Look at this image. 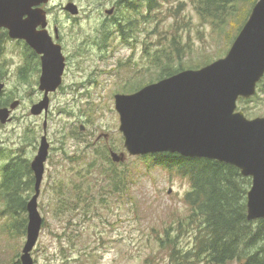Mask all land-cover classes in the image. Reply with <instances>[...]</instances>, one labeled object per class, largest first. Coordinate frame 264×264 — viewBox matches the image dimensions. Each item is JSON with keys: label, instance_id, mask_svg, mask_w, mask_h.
<instances>
[{"label": "rangeland", "instance_id": "1", "mask_svg": "<svg viewBox=\"0 0 264 264\" xmlns=\"http://www.w3.org/2000/svg\"><path fill=\"white\" fill-rule=\"evenodd\" d=\"M68 2L79 6L77 17L64 11ZM115 2L52 0L48 5L49 12H53L49 17L52 28L55 25L60 28L67 68L63 87L50 95L47 118L31 113L32 105L44 97L39 89L40 70L34 68L23 80L20 76L23 46L7 44L4 59L9 64L6 72L10 77L6 94L9 93L7 96L12 100L19 99L20 105L11 122L0 123V165L7 162L3 161V153L12 158H27L31 163L38 153L45 120L51 144L38 199L44 223L32 251L34 264H173L166 230L171 227V232L177 230L179 220L188 213L185 195L191 185L187 179L171 175L161 167L149 168L141 156H128L122 166V169L131 170L135 181L132 191L125 196L106 199L105 204L96 198L85 205L88 199L67 213L58 212L55 206L53 186L59 173L70 170L74 174L77 166L96 163L93 176L100 178L101 167L108 164L105 158L110 148L125 151L115 95L136 91L130 90L132 85L145 86L162 79L159 76L161 69L156 67L154 60L158 52H164L167 38L171 36L167 30L175 23L174 17L167 15V5L161 7L159 19H156V10L152 9L149 20L145 7L144 15L137 10H134L136 14L125 11L124 30L129 31V19L135 21L139 18L134 31L124 37L117 28L110 26L108 30L113 36L105 41L103 34L107 24L103 22L109 17L106 10ZM178 17V30L190 48L183 58L184 66L191 64L200 68L228 53L232 44L214 30L215 25L203 21L192 5H188ZM259 85L256 99L238 101V109L248 118L264 117V87ZM103 134L109 135L108 140L104 137L97 140ZM63 147L70 155H76L79 163L73 165L63 159ZM97 151H101L104 157L97 156ZM34 191L30 192L28 200ZM1 208L2 204L0 213ZM7 218L0 215V264H15L20 262L27 233L10 236L4 232L2 225ZM178 237L181 248L193 247L191 232H183Z\"/></svg>", "mask_w": 264, "mask_h": 264}, {"label": "water", "instance_id": "2", "mask_svg": "<svg viewBox=\"0 0 264 264\" xmlns=\"http://www.w3.org/2000/svg\"><path fill=\"white\" fill-rule=\"evenodd\" d=\"M51 1L0 0V29L7 30L12 39L25 40L41 55L39 89L44 97L32 105L31 113L46 118L50 94L62 85L66 68L63 48L50 35L43 7ZM64 10L72 16L80 13L75 2H68ZM263 78L264 0H258L224 57L197 69L180 70L134 92L115 95L125 151L111 149L112 161L124 163L128 156L178 153L232 164L252 179L247 195L248 220L264 219V117L248 118L238 109L239 99L256 96ZM4 87L0 83V93ZM19 104L15 100L10 107H0L1 124L12 120L11 113ZM47 132L45 120L38 153L31 162L35 193L26 206L27 238L21 264H34L32 251L44 223L38 199L51 147ZM102 137L108 140L109 135L97 139Z\"/></svg>", "mask_w": 264, "mask_h": 264}, {"label": "trees", "instance_id": "3", "mask_svg": "<svg viewBox=\"0 0 264 264\" xmlns=\"http://www.w3.org/2000/svg\"><path fill=\"white\" fill-rule=\"evenodd\" d=\"M256 2L257 0H116L121 10L122 3H125L124 9L134 14V10H137L144 15L145 7L149 17L151 10H156V19H159L158 13L162 12L161 7L166 4L167 15L174 17L175 23L170 24L167 30L171 34L167 38V46L164 52L155 55L154 64L161 69L160 78L185 68H198L190 66L191 64L184 66L182 62L190 48L186 46L184 36L178 30V15L188 5H192L203 21L215 25L214 30L232 44ZM129 20L132 22V19ZM108 29H104L105 41L113 36ZM7 34V30L0 29L1 79L7 70V62L2 59L5 56L4 41ZM33 70L32 67L21 70V78L26 80ZM260 83L259 87H264V78ZM141 87L143 86L132 85L130 90ZM257 96L256 94L250 98V101ZM240 100L245 101L244 98ZM6 102V99L0 98V106L6 105ZM96 154L104 157L101 151ZM62 157L70 164L79 163L78 157L70 155L65 147ZM140 158L149 168L161 167L171 175L187 179L191 185L185 195L188 213L179 220L177 230L171 232L172 227L166 230V241L170 244L173 264H225L230 261H238L239 264H264V219L250 221L247 217V195L252 185L250 177L243 176L240 169L232 164L207 158L185 157L178 153H160ZM105 159L108 164L101 167L100 178L93 176L96 163L79 165L74 174L70 170L59 173L53 186L58 212H72L79 207L77 205L84 204L88 199L85 205L96 198L105 204L106 199L125 196L132 191L135 181L131 170L122 169L125 162L114 163L108 152ZM3 161L7 162L0 165V204L3 206L0 215L8 218L2 229L10 236L20 235L22 232L26 234V206L30 192L34 191L35 182L31 164L27 158H12L4 153ZM25 193L28 195L25 196ZM188 231L193 234V247L184 250L178 245L177 237ZM174 232L176 235L173 236Z\"/></svg>", "mask_w": 264, "mask_h": 264}, {"label": "flooded vegetation", "instance_id": "4", "mask_svg": "<svg viewBox=\"0 0 264 264\" xmlns=\"http://www.w3.org/2000/svg\"><path fill=\"white\" fill-rule=\"evenodd\" d=\"M128 2V1H127ZM51 3V2H50ZM48 3L47 5H44L43 7L47 10V15H48V21H49V24H48V29H49V32H50V35L53 37V40L56 42V43H59L61 44L62 48H63V53H64V46L62 44V38H61V34H60V31H59V26L58 25H55L54 28H52L51 26V22L49 20V17L51 16V14L53 13L52 11H50V8H48V5L50 4ZM126 3V1H125ZM125 3H122V11H126V4ZM113 9V13L109 14L107 13V10H106V13L109 14V17L107 19L104 20L103 24H107L106 28H109L110 26L114 27V28H117L118 29V32L120 34H132V33H129V31H134V28L136 26V23L139 21V18H136L135 21H132L131 23H128L127 26H128V30H124V26H125V18L123 17L124 13L122 14L120 11H121V8L119 6H117L116 2L113 4V7L111 8ZM128 10V9H127ZM65 11V10H64ZM117 14L115 17L114 15ZM136 14V13H135ZM72 16V15H71ZM73 17H77V16H73ZM107 20V21H106ZM149 20H150V14H149ZM133 26V27H132ZM53 29V32H51V30ZM8 33V31H7ZM13 43V44H18V45H22L23 46V51H22V61L23 63L20 65V71L21 70H25L27 68H38L40 69V75H41V67H42V62H41V55L37 54L35 52V50L33 48H31L27 42L25 40H22V39H12L9 34H7V37L5 38V41H4V50H5V53L7 51V44L8 43ZM16 51H14L15 53ZM5 55V54H4ZM3 55V56H4ZM65 55V53H64ZM66 57V55H65ZM3 60L4 57L2 58ZM6 61V60H5ZM7 64V63H6ZM9 66V64H7ZM66 68H67V57H66ZM66 68H65V71H66ZM7 71H8V68H7ZM7 73V72H6ZM3 74L2 75V79L0 78V83H4L5 84V87L3 89V91L0 93V98L2 99H6L7 102H6V105H2L0 107H10L11 104L15 101V100H18L20 102L19 99H14L12 100L11 96L9 97V95L7 96V93L6 94V89H7V82L9 80V77H10V73L8 72L7 74ZM65 75V73H64ZM39 79H40V76H39ZM63 80H64V76H63ZM62 85H63V82H62ZM60 86L59 88L61 89L63 86ZM59 90V89H58ZM57 90V91H58ZM56 91V92H57ZM82 93V91H80ZM55 93V92H54ZM44 95V94H43ZM51 95V94H50ZM13 97V96H12ZM51 98V97H50ZM20 105V104H19ZM18 105V106H19ZM17 106V107H18ZM17 109V108H16ZM16 109L11 113V117L12 119H14L15 116H13L15 114V111ZM12 121V120H11ZM10 121V122H11ZM103 138V137H102ZM101 138V139H102ZM101 139H97V140H101ZM33 161V160H32ZM31 161V162H32ZM31 164V163H30Z\"/></svg>", "mask_w": 264, "mask_h": 264}, {"label": "bare ground", "instance_id": "5", "mask_svg": "<svg viewBox=\"0 0 264 264\" xmlns=\"http://www.w3.org/2000/svg\"><path fill=\"white\" fill-rule=\"evenodd\" d=\"M251 117V116H250Z\"/></svg>", "mask_w": 264, "mask_h": 264}]
</instances>
